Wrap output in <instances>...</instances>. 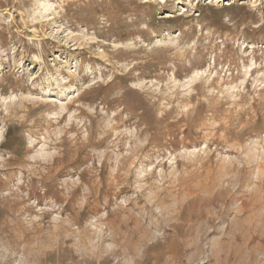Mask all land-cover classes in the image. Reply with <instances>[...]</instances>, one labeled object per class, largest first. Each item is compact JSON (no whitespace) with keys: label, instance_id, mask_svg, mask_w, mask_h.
I'll return each instance as SVG.
<instances>
[{"label":"rangeland","instance_id":"obj_1","mask_svg":"<svg viewBox=\"0 0 264 264\" xmlns=\"http://www.w3.org/2000/svg\"><path fill=\"white\" fill-rule=\"evenodd\" d=\"M0 264H264V0H0Z\"/></svg>","mask_w":264,"mask_h":264}]
</instances>
